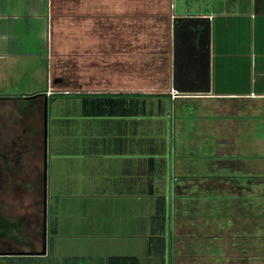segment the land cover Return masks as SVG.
Returning a JSON list of instances; mask_svg holds the SVG:
<instances>
[{
  "label": "crops",
  "instance_id": "obj_1",
  "mask_svg": "<svg viewBox=\"0 0 264 264\" xmlns=\"http://www.w3.org/2000/svg\"><path fill=\"white\" fill-rule=\"evenodd\" d=\"M104 9V0H0V73L5 63L12 64L9 58L45 51L51 56L53 40L66 44L71 40L65 48L79 60L66 67L84 68L72 74L91 73L81 42L83 36L89 34L91 40L95 36L96 56L102 58ZM202 9L199 5L188 11L185 5L174 13L210 19V91L197 97H264V0H224ZM171 47L172 41L167 86L161 89L169 92ZM91 63L98 70L97 61ZM9 64L7 71L13 69ZM54 81L28 92H0V102L32 98L31 110L40 118L45 101L56 91L135 90L65 82L60 77ZM175 97L146 98L143 108L125 114L85 115L80 108L74 117L80 123V147L65 152L79 160L73 164L71 184L74 192L80 191V205L73 206L70 195L60 208L61 197L73 190L64 194L51 190L46 177L45 253L2 252L0 264H108L111 257H134L137 264H264L263 167L226 161L209 166L211 174L202 175L191 165H173L172 147L169 152L167 145L172 130L169 135L167 129ZM43 159L44 152L42 185ZM173 166L178 173L171 172ZM57 183L54 179V186ZM158 198L163 202L162 222L154 218ZM39 223L33 224L36 232L24 242L38 250L43 211Z\"/></svg>",
  "mask_w": 264,
  "mask_h": 264
},
{
  "label": "rangeland",
  "instance_id": "obj_2",
  "mask_svg": "<svg viewBox=\"0 0 264 264\" xmlns=\"http://www.w3.org/2000/svg\"><path fill=\"white\" fill-rule=\"evenodd\" d=\"M104 1V13L107 14L103 17L104 55L102 54V58L100 54L96 56L95 36H92V40L89 34L88 37L83 36L81 42L82 50L86 45L87 59H83L90 62L91 73H80L84 68L78 65L68 70L66 65L69 62L79 60L69 56L68 49L65 48L72 42L68 40L66 44V41L62 40L55 43L53 40L51 56L50 52L45 51L42 55H18L16 58H9L12 64H8L13 69L7 71L8 64L5 63V68L0 73V92L22 93L46 88L50 83L54 84L55 77H60L65 82L70 79L78 83L91 81L93 84L130 87L143 91L161 90L167 86L169 76L171 15L182 11L185 5L188 11L197 9L199 5L204 11L208 5L214 6L224 2ZM89 29L92 30V27ZM72 48L74 46L69 47ZM115 52H118V57L112 54ZM95 61L99 66L98 70L93 67L94 63H91ZM76 68L80 72L72 74ZM16 71L18 74L13 73ZM181 96L191 97H175L168 111L167 130L169 135L170 130L172 132L167 145L169 152L172 147L169 161L171 160L173 165H191L192 169L199 168L200 174L205 175L211 174L208 167L213 164L218 167L226 161H243L258 168L263 167L264 171V97L217 99L197 97L199 94L188 93ZM32 100L28 97H18L10 99V103L0 102V138L8 142L5 146H11L12 141H15V148H9L6 154V162L14 165L20 157L19 161L22 163V170L15 177L16 180H13L12 184L7 181V186L3 187L0 200L3 204L12 205L17 209L15 213L21 214L20 212L28 209L32 212L34 222L41 223L44 114L41 108L40 118H37L31 110ZM80 108V97L68 94L52 95L46 104V177L50 178L51 190H58L63 194L73 190L67 197L60 196L63 199L62 204H58L60 208H63L70 195L73 196L70 197L72 205H80V191L74 192L76 186L71 184L76 170L73 164H77L79 160L78 157L70 158V155L65 154L75 147H80V123L74 118ZM66 116L72 118L65 120ZM17 152H20V155ZM5 166L7 165L4 163L3 167ZM78 172L77 169L76 174ZM171 172L178 173V168L173 166ZM199 178L203 179L204 176ZM54 179L58 180L57 186L53 184ZM220 193L215 192L218 195ZM50 200L49 207L53 202L51 197Z\"/></svg>",
  "mask_w": 264,
  "mask_h": 264
},
{
  "label": "water",
  "instance_id": "obj_3",
  "mask_svg": "<svg viewBox=\"0 0 264 264\" xmlns=\"http://www.w3.org/2000/svg\"><path fill=\"white\" fill-rule=\"evenodd\" d=\"M171 88L178 93L205 94L210 91V41L209 16L173 15L171 24ZM44 111V159H43V237L42 249L37 251H7L11 254L45 253L46 217V101ZM12 222L0 214V228ZM0 253H2L0 251Z\"/></svg>",
  "mask_w": 264,
  "mask_h": 264
},
{
  "label": "trees",
  "instance_id": "obj_4",
  "mask_svg": "<svg viewBox=\"0 0 264 264\" xmlns=\"http://www.w3.org/2000/svg\"><path fill=\"white\" fill-rule=\"evenodd\" d=\"M67 94L80 97L81 111L85 115L125 114L129 110L139 111L143 108L142 102L146 98L155 97L159 99L160 97H168L170 99V92L165 90H68L52 93L53 96ZM163 213V202L158 198L154 218L162 222L164 216ZM114 261H123L125 264H137V260L134 257H111L108 264H112Z\"/></svg>",
  "mask_w": 264,
  "mask_h": 264
},
{
  "label": "flooded vegetation",
  "instance_id": "obj_5",
  "mask_svg": "<svg viewBox=\"0 0 264 264\" xmlns=\"http://www.w3.org/2000/svg\"><path fill=\"white\" fill-rule=\"evenodd\" d=\"M5 144H8V142L2 139L1 137L0 138V157H1L0 195L4 190L3 187L7 186V181L8 182L10 181V183L12 184V181L16 180L15 177L17 176L19 171L22 170V166H21L22 163L21 161H19L20 157L18 158V161L16 160L14 165H12L13 163L9 164L8 162H6V160L8 159L6 154L9 148L10 149L15 148V141H12L11 146H5ZM19 153L20 152H17V154ZM4 163L8 167L7 166L3 167ZM32 195H34L33 192ZM43 203H44V193H43V185H42V211H43ZM8 210L11 212H8ZM14 211H17V209L13 208L12 205L9 206L7 204H3V202H1L0 200V214L6 219H8L9 222L14 223L13 225L9 224L7 227L1 228L2 233L0 234V251L7 252V251H20V250H26V251L38 250L36 246H29L26 243H24L25 237L32 236L36 232L35 228L33 227V224L35 222L33 220L34 217L32 215V212L29 211L28 209L25 210L23 213L20 212L21 214H19V212L15 213Z\"/></svg>",
  "mask_w": 264,
  "mask_h": 264
},
{
  "label": "built area",
  "instance_id": "obj_6",
  "mask_svg": "<svg viewBox=\"0 0 264 264\" xmlns=\"http://www.w3.org/2000/svg\"><path fill=\"white\" fill-rule=\"evenodd\" d=\"M50 93V91H48ZM170 95L171 97H175L177 95H184V93H178L175 89L171 88L170 89Z\"/></svg>",
  "mask_w": 264,
  "mask_h": 264
},
{
  "label": "bare ground",
  "instance_id": "obj_7",
  "mask_svg": "<svg viewBox=\"0 0 264 264\" xmlns=\"http://www.w3.org/2000/svg\"><path fill=\"white\" fill-rule=\"evenodd\" d=\"M14 223H12V225H13ZM2 233V231H1V228H0V234Z\"/></svg>",
  "mask_w": 264,
  "mask_h": 264
}]
</instances>
